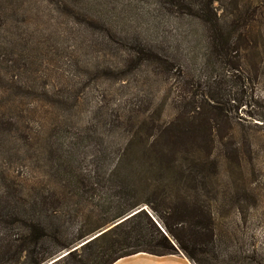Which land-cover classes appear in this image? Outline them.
Instances as JSON below:
<instances>
[{"label": "trees", "instance_id": "16d2710c", "mask_svg": "<svg viewBox=\"0 0 264 264\" xmlns=\"http://www.w3.org/2000/svg\"><path fill=\"white\" fill-rule=\"evenodd\" d=\"M28 1L0 0V264H115L137 254L264 264V249L242 226L259 198L246 180L260 177L255 142L241 123L236 141L231 116L242 99L212 93L195 68L230 66L235 51L259 62L251 54L262 44V33H253L264 0H153L174 19L175 37L158 27L164 41L117 30L94 11L95 0H40L116 50L107 67L88 64L89 82L117 78L132 91L107 113L96 105L77 133L60 126L53 109L77 113L91 85L77 89L73 80L75 90L64 85L52 95L51 69L58 76L80 67L74 51L57 65L52 17L35 16ZM194 26L209 50L192 66L177 49ZM143 76L172 80L173 95L158 100Z\"/></svg>", "mask_w": 264, "mask_h": 264}, {"label": "rangeland", "instance_id": "374dc122", "mask_svg": "<svg viewBox=\"0 0 264 264\" xmlns=\"http://www.w3.org/2000/svg\"><path fill=\"white\" fill-rule=\"evenodd\" d=\"M95 1L97 5L94 11H99L101 15L110 17L114 22L115 28L123 33H132L138 30L144 33L145 38L148 40H159L160 38V41L165 40L166 34L163 35V33H158V27L161 29L164 27L167 28V33H170L169 35L172 37H175L174 34H177L173 32L175 27L173 24L174 19L164 13L160 5L153 0ZM29 3L33 5H28V10H33L35 16L41 15L45 18L52 17L51 30L47 33L52 34L51 39L53 46L57 47V49L59 48L57 51V65L62 67L63 59L70 57V51H74L72 62L75 61V64L80 67V71L78 70L74 73L73 69H67L65 66L61 71H58L60 73L58 76H56V70L54 69V74L51 69L53 78L50 80L51 83L54 84L52 95L56 92V87L57 89H64V85L75 90V88L72 87L74 86L73 80L78 83V86H76L77 89L81 88V85L79 86L81 81L82 83L85 81L87 85H91L90 89H92L91 92H93L87 96L86 102H83V106L77 113L72 111L66 112L63 108L53 109V117L59 119L58 123L60 126L66 128V131L77 133L87 125L88 121H90L92 117L91 113L96 105L97 107L104 106L103 112L107 113L115 107V104L118 106L121 102L124 105L132 99V91L127 92L126 88H123V86L118 83V80H114L117 78L113 80H106L104 78L95 83H91L88 80L87 76L92 73V68L95 67V65H102L105 68L108 64L116 62V60L112 58L116 57L115 54L112 53V51L116 50L113 49L114 47L111 44L102 39L101 34L96 31L92 32L84 29L81 26L74 27L71 20L60 16L55 6L52 4L42 3L40 0H29L28 4ZM258 31L262 33V44L259 48V52L252 51L251 55L255 56L259 53V62H256L254 59L252 63L249 64V58L246 62L244 58H239L242 53H236L235 51L232 55V65L230 66L226 65L225 67H220L210 64L200 69L201 66L199 67V63H197V65L195 64V68L197 69L196 75L203 79V81L206 80L209 82L207 89L212 93H220L223 90V94L225 93L224 95L227 96L230 95L232 99H242L243 104L240 107L238 102L233 105L237 107L238 110H233L231 117L234 119L233 127L237 133L236 141L240 142L241 139L240 132L242 126L239 125L241 123L249 129L251 133L250 136H252L255 142L254 149L256 152L254 153V157L257 168L260 170V177L258 178V182L256 181L254 183L253 176H250L249 180H246V182H250L251 188L256 189L253 197L256 198L258 195L259 198L255 203L253 202L254 208L250 210L245 225L242 224V222H244L243 219H238L234 212L230 214L227 212L229 214L227 218H231L234 224H240L241 222L244 228H248L254 234L253 241H256L257 246L264 249V21L258 28H254L253 34H258ZM58 34L63 35L62 37H66L67 40L63 41ZM68 37L70 38L68 39ZM75 40H78V43ZM170 41L172 42L173 39L171 38ZM182 41V47L177 49L179 52L178 54L180 57L189 58L192 66L196 63L198 56H201L202 53L209 50V44L202 35L201 29L196 26L191 27L190 35L186 38L187 42L184 40ZM174 43L176 44L177 41ZM73 47H75V49ZM244 63L246 65H242ZM88 64L93 65V67H89ZM73 73L74 76L72 77ZM246 79L251 80L248 81ZM142 80L143 85L150 84L153 88L158 90L157 97L160 101L165 99L166 96L170 94L173 95L172 93H174V91L171 92L173 88L172 80L166 83H160L156 82V79L150 76H143ZM215 82H217V85L214 84ZM128 83L131 84V81H128ZM143 94L147 93H141V95ZM101 95L104 96L103 99H100ZM98 101L100 102L99 104H97ZM169 103L170 101L168 104ZM227 221L231 222L229 219ZM85 243L78 245L77 248H80ZM78 254L81 255L82 250H79ZM58 259L59 258L54 261Z\"/></svg>", "mask_w": 264, "mask_h": 264}, {"label": "crops", "instance_id": "0c3cea01", "mask_svg": "<svg viewBox=\"0 0 264 264\" xmlns=\"http://www.w3.org/2000/svg\"><path fill=\"white\" fill-rule=\"evenodd\" d=\"M115 264H191L187 259L179 256L156 257L147 254H137L124 258Z\"/></svg>", "mask_w": 264, "mask_h": 264}, {"label": "water", "instance_id": "95a60500", "mask_svg": "<svg viewBox=\"0 0 264 264\" xmlns=\"http://www.w3.org/2000/svg\"><path fill=\"white\" fill-rule=\"evenodd\" d=\"M111 228H112V227H111ZM107 230H109V229H107ZM107 230H106V231H107ZM104 232H105V231H103V232H100L99 234H97V236H98V235H100V234H102V233H104Z\"/></svg>", "mask_w": 264, "mask_h": 264}]
</instances>
